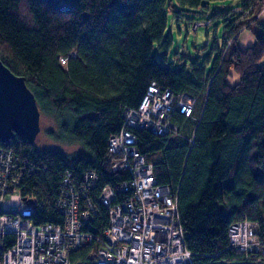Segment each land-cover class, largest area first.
Wrapping results in <instances>:
<instances>
[{"label":"trees","instance_id":"trees-1","mask_svg":"<svg viewBox=\"0 0 264 264\" xmlns=\"http://www.w3.org/2000/svg\"><path fill=\"white\" fill-rule=\"evenodd\" d=\"M167 1L0 0L1 62L25 79L39 112L58 122L60 135L51 136L83 151L69 158L60 150H37L34 142L18 136L0 148H11L34 167L22 193L27 189L36 197L37 223L62 222L54 199L66 169L76 183L92 170L98 176L91 192L101 217L96 224L105 226L107 209L98 194L109 185L119 199L126 193L118 188L129 180L126 171L111 169L116 157L107 148L124 111L138 107L151 82L195 96L194 121L175 112V134L135 131L137 149L147 160L160 154L152 162L154 176L178 192L185 243L196 261H218L230 257L224 250L226 229L234 221L256 222L264 240V25L251 46L241 50L236 45L239 32L258 23L262 4L244 17L239 8V17L225 26V49L204 81V63L190 64V77L183 67L173 70L152 55L156 44L166 59L170 47V38L164 37ZM208 1L221 0H175L192 9L206 8ZM232 73L238 82L229 85ZM201 79L202 84L196 81ZM205 255L209 258L200 261Z\"/></svg>","mask_w":264,"mask_h":264},{"label":"built area","instance_id":"built-area-1","mask_svg":"<svg viewBox=\"0 0 264 264\" xmlns=\"http://www.w3.org/2000/svg\"><path fill=\"white\" fill-rule=\"evenodd\" d=\"M256 2L245 0L240 9L244 16L251 14L250 6ZM199 22L206 21H193L189 30ZM196 101L186 92L175 93L151 82L138 107L124 111L119 131L108 136L107 148L116 157L111 169L126 171L129 180L118 188L126 193L119 199L109 185L98 194V202L107 209L105 226L96 224L101 217L91 192L98 176L92 170L76 183L66 169L54 199L62 222L37 223L38 201L31 191L22 193L24 179L34 167L11 148H0V264H264L258 224L246 219L226 229L224 250L229 258L197 262L185 243L178 192L156 181L153 163L137 149L135 131L175 134L171 116L178 112L193 117ZM81 250L87 251L85 257L77 255ZM206 258L209 255L200 261Z\"/></svg>","mask_w":264,"mask_h":264},{"label":"rangeland","instance_id":"rangeland-1","mask_svg":"<svg viewBox=\"0 0 264 264\" xmlns=\"http://www.w3.org/2000/svg\"><path fill=\"white\" fill-rule=\"evenodd\" d=\"M68 2L73 3L75 0H68ZM257 3L262 4L260 12L257 14L258 23L253 22L249 28H244L238 34L236 45L241 50H245L251 46L256 36L262 34L263 29L261 26L264 25V0H257L253 6H250V9L254 10ZM203 5L206 8L199 6L192 9L179 6L175 0H168L164 9L166 15L164 37H169L171 43L166 59L161 57L156 44L153 45L151 52L158 62L169 65L173 70L183 67L190 77L193 76L190 72V64L204 63L203 80L205 81L211 73L219 51H221V48L225 49L223 48L225 46L222 44L225 26L239 17V8L241 9L244 5V0L208 1L203 3ZM195 19H205L202 21L206 22H199L201 24L197 23L193 30H189V23H192ZM228 43L230 44L229 41ZM260 63L264 64V57ZM203 80L196 81L202 84L204 82ZM227 82L229 85L237 83L238 76L232 73L228 76ZM196 105L197 101L195 102L194 111ZM195 118L196 115L193 116L192 120L194 121ZM58 128V122L55 118L49 113L41 111L40 132L34 141L35 148L37 150H60L69 158H72L77 153H81L83 149L79 145L59 144L60 142L55 139L57 135H60ZM50 132L55 137L51 136ZM159 158L160 154H154L149 157V161L154 162Z\"/></svg>","mask_w":264,"mask_h":264},{"label":"water","instance_id":"water-1","mask_svg":"<svg viewBox=\"0 0 264 264\" xmlns=\"http://www.w3.org/2000/svg\"><path fill=\"white\" fill-rule=\"evenodd\" d=\"M40 132V112L23 77L13 74L0 60V143L18 136L32 144Z\"/></svg>","mask_w":264,"mask_h":264}]
</instances>
